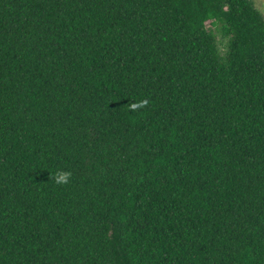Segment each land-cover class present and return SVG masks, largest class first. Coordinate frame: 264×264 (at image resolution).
I'll list each match as a JSON object with an SVG mask.
<instances>
[{
  "label": "trees",
  "instance_id": "obj_1",
  "mask_svg": "<svg viewBox=\"0 0 264 264\" xmlns=\"http://www.w3.org/2000/svg\"><path fill=\"white\" fill-rule=\"evenodd\" d=\"M0 264H264L248 0H0Z\"/></svg>",
  "mask_w": 264,
  "mask_h": 264
},
{
  "label": "water",
  "instance_id": "obj_2",
  "mask_svg": "<svg viewBox=\"0 0 264 264\" xmlns=\"http://www.w3.org/2000/svg\"><path fill=\"white\" fill-rule=\"evenodd\" d=\"M264 21V0H248Z\"/></svg>",
  "mask_w": 264,
  "mask_h": 264
},
{
  "label": "clouds",
  "instance_id": "obj_3",
  "mask_svg": "<svg viewBox=\"0 0 264 264\" xmlns=\"http://www.w3.org/2000/svg\"><path fill=\"white\" fill-rule=\"evenodd\" d=\"M71 174L68 172H59L56 174V183L57 184H67L70 180Z\"/></svg>",
  "mask_w": 264,
  "mask_h": 264
},
{
  "label": "rangeland",
  "instance_id": "obj_4",
  "mask_svg": "<svg viewBox=\"0 0 264 264\" xmlns=\"http://www.w3.org/2000/svg\"><path fill=\"white\" fill-rule=\"evenodd\" d=\"M214 34L216 35V38L218 40V44H219V49L220 51L223 53L225 50V45H226V41L222 40L221 35L219 32H217L216 30L213 29Z\"/></svg>",
  "mask_w": 264,
  "mask_h": 264
}]
</instances>
